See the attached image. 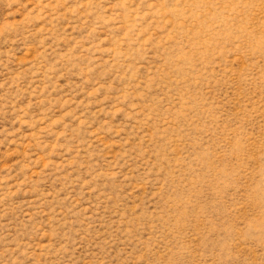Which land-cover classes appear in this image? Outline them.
I'll list each match as a JSON object with an SVG mask.
<instances>
[{"label": "rangeland", "instance_id": "1", "mask_svg": "<svg viewBox=\"0 0 264 264\" xmlns=\"http://www.w3.org/2000/svg\"><path fill=\"white\" fill-rule=\"evenodd\" d=\"M0 264H264V0H0Z\"/></svg>", "mask_w": 264, "mask_h": 264}]
</instances>
